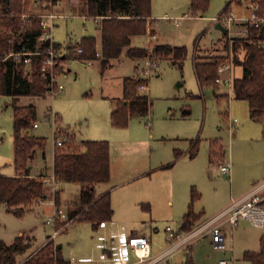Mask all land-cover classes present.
Masks as SVG:
<instances>
[{
    "label": "rangeland",
    "instance_id": "374dc122",
    "mask_svg": "<svg viewBox=\"0 0 264 264\" xmlns=\"http://www.w3.org/2000/svg\"><path fill=\"white\" fill-rule=\"evenodd\" d=\"M48 1H51L49 9L41 11L33 3L28 9L58 15L66 13L55 21V42L66 47L80 41L82 36L93 35L100 51L102 37L96 19L80 13L88 14V2L72 5L75 0ZM207 1L206 6L193 11L192 0H152L147 32L154 34V25L156 36L149 44L148 35L133 37V46L148 44L150 50L161 43L185 47L187 54L183 59L166 56L154 62L148 58L157 64L149 67L146 59L130 58L124 50L120 61L116 60L105 72L98 60L89 64L88 60L69 59L57 68V81L63 84L60 93L53 96L46 91L45 95L20 96L19 105L36 107L35 120L39 126L33 127L31 132L47 138V165L53 164L56 139L64 138L65 131L69 134L63 148L75 149L81 145V140H107L111 146V179L109 183L98 184L96 190L99 195L113 186L110 193L112 219L98 228L90 221L73 219L53 238L72 264H110L105 259V248L115 249L120 240L126 242L131 232L147 234L155 251L163 249L168 244V231L181 230L193 192L198 195L194 201L195 212L205 211L200 221L203 222L217 215L225 201L230 204L233 197L246 194L249 190L242 194L239 191L248 177L263 172L264 117H251L248 101L234 97L231 82L240 76L242 66L235 64L232 49H227L226 45L228 39L235 36L226 34L213 21L229 2L227 12L243 15L248 11L239 7L236 0ZM197 57L216 60L224 67L219 76L230 78L231 82L216 80V85H201L195 70ZM240 57H244L243 52ZM137 66L142 69L136 76L149 79L148 87L140 91L149 95L150 111L146 115L133 113L126 126L118 127L112 119L114 99L123 94V77L133 76ZM147 69L149 74L144 72ZM235 117L239 121L230 128ZM13 125L12 97L0 95L2 173L14 172ZM214 142L222 148L212 161ZM37 152L36 164L41 162L42 165L43 151L38 149ZM220 162L231 163L232 175L221 170ZM43 169L42 166L40 170ZM56 190H60L58 207L67 213L79 207V182L51 181L47 186L48 200L35 203L23 215L8 211L7 205L0 203V240L13 243L22 236L31 243L27 252L17 257V264H25L41 247L27 257L29 252L54 233L57 226L46 220L55 213ZM219 223L226 234L228 251L216 248L207 231L193 243L191 254L195 264H220L221 258L231 255L236 264H253L244 253L260 250L264 224L240 219L234 227L227 217ZM187 255L180 250L175 256L185 261Z\"/></svg>",
    "mask_w": 264,
    "mask_h": 264
},
{
    "label": "trees",
    "instance_id": "16d2710c",
    "mask_svg": "<svg viewBox=\"0 0 264 264\" xmlns=\"http://www.w3.org/2000/svg\"><path fill=\"white\" fill-rule=\"evenodd\" d=\"M242 2L243 0H236ZM89 4L88 14L101 17V51L97 49V39L93 35L84 36L75 44H69L62 50V44L55 42L54 47L59 52L57 60L64 62L69 59L97 60L100 59L104 72L113 58H118L127 48V56L131 58L160 59L172 56L173 59H183L187 49L171 44H156L152 50L147 47L131 46V36L145 34L148 31L149 19L152 16V0H85ZM264 8V0H260ZM30 3L40 8L35 0H0V95L10 96L13 100V163L14 175H5L0 171V203L7 205L8 211L23 215L32 209L35 203L47 199L48 183L44 174L33 175L31 161L38 149L45 151L47 138L31 132L36 121V107L33 104L19 105L22 95H45L48 91V77L41 70L43 54H34L30 64L18 61L9 56L12 51L22 49L44 51L48 42L41 39L43 33L40 20L30 16L25 24L21 15L35 12L28 9ZM207 0H192V8L206 6ZM229 2L223 12L230 7ZM264 38V35L261 36ZM82 51H78V47ZM227 49H232L234 62L242 66L243 73L235 77L232 83L233 95L245 99L249 103L250 115L255 119L264 117V48L258 38L235 36L228 39ZM243 52L244 57L240 54ZM219 63L214 60H195V70L201 85H216L219 77ZM148 77L128 75L123 79V96L116 99L112 110V119L116 126L123 127L129 122L133 113L149 114L151 100L148 94L141 92L142 87L148 86ZM65 131L64 138L67 139ZM264 135V133H263ZM81 145L75 149L57 145L54 154L53 173L55 182H79L81 191L79 207L68 212L69 219H83L92 222L98 228L103 222L112 219L114 210L111 192L99 194L96 187L111 179V146L107 140H81ZM222 147L214 142L211 147L212 161ZM198 198L193 192L192 201L181 230H190L201 219L203 212H195L194 201ZM60 204V190L55 192V206ZM65 221L55 223L59 230ZM260 250H246L244 256L253 264H264V233L260 239ZM31 247L29 240L18 237L13 243L0 240V264H17V257ZM182 264H195L191 252ZM25 264H72L62 254L60 245L50 239L41 249L32 254Z\"/></svg>",
    "mask_w": 264,
    "mask_h": 264
},
{
    "label": "built area",
    "instance_id": "2783aa9c",
    "mask_svg": "<svg viewBox=\"0 0 264 264\" xmlns=\"http://www.w3.org/2000/svg\"><path fill=\"white\" fill-rule=\"evenodd\" d=\"M35 2L38 6L40 4L39 9L41 11L49 9V3H51L48 0H35ZM242 5L248 11L247 14L239 15L234 11L221 12L219 15L213 17V21L225 26L231 37L234 35L245 38H250V36L258 38V42L264 48V38H261L264 35V8L260 0H244ZM30 16H35L40 20L43 29L41 39L48 42V48L44 51H30L26 49L12 51L9 56H14L16 60H23L26 64H30L34 54H43L45 57L41 64V70L43 75L49 79L47 82L49 94L55 96L63 89V84L57 81V68L63 65L64 62L57 60L59 52L54 47L55 40L53 35L55 19L59 15L52 11L23 13L21 17L25 24H28L27 19ZM77 49L78 51H82L81 46ZM92 62L93 60L87 61L89 64ZM148 65L149 67H153L157 64L152 63L150 60ZM223 70V66L219 67L220 72ZM144 72L149 74V69L144 70ZM216 80L217 82H231L230 78L223 79L220 76ZM238 121L237 117L233 118L230 123V128L237 125ZM38 125V122L35 121L34 127ZM65 141V138H58L56 139V144L62 145ZM219 165L224 173L227 175L231 174L232 167L230 163L220 162ZM44 181L48 184L51 181L55 182L54 173L45 177ZM45 201L46 199L40 202L44 203ZM225 217H227L228 222L234 227L238 225L240 219H250L253 222L264 224V179L254 182L251 189L243 196L233 197L231 203L210 220L187 231L169 230L166 236L168 245L162 251L158 253L153 252L152 241L148 235L133 233L129 235L126 242L120 240V243L115 245L117 249H112V247L107 246L105 248V259L110 264H172L170 260L178 251L184 250L186 253L191 252L196 239L207 231H210L212 243L216 248L228 251L225 242L226 234L219 223V220ZM58 220L65 221L64 227H66L73 219H69L68 213L64 208L56 207L53 216H50L46 221L47 223L55 224ZM59 230H55L56 233ZM219 262L220 264H236V259L231 255L230 257L221 258Z\"/></svg>",
    "mask_w": 264,
    "mask_h": 264
},
{
    "label": "crops",
    "instance_id": "0c3cea01",
    "mask_svg": "<svg viewBox=\"0 0 264 264\" xmlns=\"http://www.w3.org/2000/svg\"><path fill=\"white\" fill-rule=\"evenodd\" d=\"M82 4V3H85V0H78V2H77V0H75V1H73V2H71L70 4H72V5H76V4ZM244 3V0L240 3V2H237V4H238V6L239 7H241V8H243L244 10H246L245 8H244V6L242 5ZM81 13V15H83L84 17H88V16H91V15H89V14H86V13H84V12H80ZM62 16H66V13H59V16L56 18V19H58V18H61ZM92 17H94V16H92ZM95 19H96V22H97V24L99 25V28H100V30H101V26H100V24H101V17H94ZM56 19H55V21H56ZM151 19V18H150ZM149 19V20H150ZM150 23H152V25H153V21H150ZM55 25H56V23H55ZM152 29L154 30V34H152V35H149V31L147 32V33H145L144 35H148V37H149V42H148V44L149 43H151V41H152V39L151 38H154L155 36H156V31H155V29H154V25L152 26ZM137 35H143V34H136V35H132L131 36V46H133V43H132V40H133V37L134 36H137ZM102 36V35H101ZM84 36H82V38H83ZM102 41V40H101ZM148 44L147 45H145V46H133V47H147L148 46ZM63 48H66L63 44H62V49ZM124 50H127V48H125ZM100 51H101V49H100ZM121 56V55H120ZM131 58V57H130ZM133 59H141V58H133ZM144 59H146L147 60V66H148V61H150V60H148V57L147 58H144ZM98 61H100V59H97ZM97 60H93V62L94 61H97ZM116 60H118V61H120V57H118V58H113L112 60H111V64L109 65V67L108 68H111L112 66H114L115 64H114V62L116 61ZM83 61V60H82ZM144 68V67H143ZM140 69H142L141 67H136V71H135V73H134V75H136V72L138 71V70H140ZM145 69H146V67H145ZM71 70V68H69L68 69V71H70ZM105 72V71H104ZM67 73V72H66ZM242 73H243V69H242ZM242 73L241 74H238V75H242ZM125 77V76H124ZM124 77H123V79H124ZM148 87V86H147ZM233 92V91H232ZM122 96H123V94H122ZM122 96H120V97H116L114 100H116V99H119V98H122ZM115 102V101H114ZM39 126V125H38ZM56 145L57 144H55V146H54V154H55V147H56ZM47 152H48V142H47V145H46V148H45V151H44V153H41L42 154V158H43V160H44V164H42V165H40L41 164V162L39 163H37L36 164V156H37V153H36V155H35V157H34V159L31 161V172H32V174L33 175H38V174H44V175H46V176H49L50 174H52L53 173V164L51 165V164H49V165H47ZM54 157V156H53ZM11 160V159H10ZM53 163H54V161H53ZM231 164V163H230ZM37 165H39V166H37ZM13 166H14V163H13ZM42 166L44 167V169L43 170H40L41 168H42ZM37 167V169H36V171H35V168ZM231 167H232V165H231ZM50 169H51V173H50ZM38 170V171H37ZM40 170V171H39ZM1 171V170H0ZM46 171H48V172H46ZM15 166H14V172H5V173H3V174H5V175H14L15 174ZM2 173V172H1ZM47 173L49 174V175H47ZM230 175H232V172H231V174ZM262 179H264V170H263V172L261 173V174H258L256 177H254V176H250V177H248V179H247V181L245 182V185H243L242 186V189L239 191V192H241L240 194H242V193H244V192H247L248 190H250L251 189V187H252V185H253V183L254 182H256V181H259V180H262ZM106 183H109V182H106ZM113 187V186H112ZM112 187H108V188H106V189H104V191H102L101 193H100V195L101 194H103V193H106L107 191H110L111 192V188ZM46 200H48V199H46ZM38 205V204H37ZM40 205V204H39ZM229 204H228V201H225L222 205H221V207L218 209L219 210V212H221L223 209H225L227 206H228ZM205 212V211H204ZM203 212V213H204ZM213 217H214V215H213ZM212 218V215H211V217H208V218H206V220H204L203 222H200L201 221V219H202V217H201V219L199 220V221H197L196 223H195V226H198V225H200V224H202V223H204V222H206V221H208V220H210ZM47 222V221H46ZM106 222V221H105ZM253 222V221H252ZM59 232V231H58ZM56 233V231H54V233L53 234H51V235H49V237H48V239L44 242V243H42L39 247H37L35 250H33V251H31V252H29V254L27 255V257L28 256H30L32 253H34L35 251H37L40 247H42L45 243H47L50 239H52V238H55L59 233ZM131 234H133L132 232H131ZM130 234V235H131ZM142 234H145V233H142ZM147 235V234H146ZM150 237V236H149ZM150 239H151V237H150ZM152 240V239H151ZM168 245V244H167ZM164 249V248H163ZM163 249H157L156 251L154 250V246L152 245V250H153V252L154 253H158V252H160V251H162ZM176 255V254H175ZM174 255V256H175ZM174 256L171 258V260H170V262L172 263V264H181L183 261H184V259H178V258H176V256H175V258H174ZM184 263V262H183Z\"/></svg>",
    "mask_w": 264,
    "mask_h": 264
},
{
    "label": "water",
    "instance_id": "95a60500",
    "mask_svg": "<svg viewBox=\"0 0 264 264\" xmlns=\"http://www.w3.org/2000/svg\"><path fill=\"white\" fill-rule=\"evenodd\" d=\"M218 28H220L221 30H223L226 34H228V31L227 29L225 28V26H223L221 23H217L216 25ZM61 247V245H60Z\"/></svg>",
    "mask_w": 264,
    "mask_h": 264
}]
</instances>
